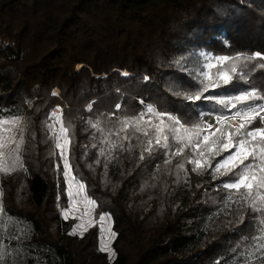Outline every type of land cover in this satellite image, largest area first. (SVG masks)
<instances>
[{
	"label": "trees",
	"instance_id": "trees-1",
	"mask_svg": "<svg viewBox=\"0 0 264 264\" xmlns=\"http://www.w3.org/2000/svg\"><path fill=\"white\" fill-rule=\"evenodd\" d=\"M257 51L264 53V0H0V74L8 77L0 106L22 109L28 125L26 171L0 175L10 218L0 264H231L258 215L245 207L241 220L235 204L224 207L228 190L219 185L231 175L213 180L211 169L197 174L191 164L178 172L182 157L166 164L163 150L140 160L139 149L119 148L105 173L100 145L91 147L99 133L87 121L110 117L117 104V116L135 115L141 100L196 120L200 106L173 92L198 86L193 73L205 57ZM260 63H249L247 83L234 80L229 89L264 90ZM58 104L74 132L71 171L96 206V222L81 235L71 234L77 220L62 216L68 182L45 127ZM36 177L44 184L40 203L29 181ZM105 214L114 258L100 245Z\"/></svg>",
	"mask_w": 264,
	"mask_h": 264
},
{
	"label": "snow or ice",
	"instance_id": "snow-or-ice-1",
	"mask_svg": "<svg viewBox=\"0 0 264 264\" xmlns=\"http://www.w3.org/2000/svg\"><path fill=\"white\" fill-rule=\"evenodd\" d=\"M205 61L201 70L193 73L197 87L173 92L189 104L200 106L196 120H184L167 109L145 104L143 100L139 101L144 105L139 113L117 116L121 110V105L117 104L110 117L87 121L88 126L99 133V136L93 135L91 147L96 148L97 143L100 145L98 155L105 158V173L107 162L115 158L114 151L119 148L129 152L139 149L140 160H144L145 154L151 156L154 152L163 150L166 164H171L174 157H182L176 165L178 172L186 173L185 164H191V171L197 174L211 169L213 180L231 175L230 180L219 185V188L228 190L224 207L235 204V211L240 213L241 220L245 207H250L258 214L253 216L250 224L253 234L241 237L243 246L237 245L239 252L233 249L236 256L231 264H264V90L254 86L229 89L234 80L247 83L250 73L246 70L249 63L264 61V53L257 51L234 56L205 57ZM256 67L264 69V63ZM144 79L147 80L148 77ZM52 95L57 93L53 92ZM203 105L208 107L205 109ZM92 107L89 104L88 111H92ZM257 118L259 126L251 128L250 125ZM27 127V122L20 116L0 119V173L8 175L17 169L26 171L21 153L26 143ZM45 127L63 164V175L68 181L67 195L75 203L76 198L83 193L87 203L95 205V201L85 193V184L71 174L69 153L74 138L71 123L66 125L62 114L53 110L49 113ZM221 156L223 159H216ZM96 163L99 164L100 160L97 159ZM56 167L59 170L60 164ZM73 185L76 186V191L72 190ZM68 215L67 211L62 213L65 219ZM109 218L101 216L100 219L103 222ZM8 219L10 218L0 202V238ZM83 228L85 225L81 222L71 234L76 235ZM105 231L109 238L114 235L107 229ZM103 250H108L107 245ZM5 252L0 239V260Z\"/></svg>",
	"mask_w": 264,
	"mask_h": 264
},
{
	"label": "rangeland",
	"instance_id": "rangeland-1",
	"mask_svg": "<svg viewBox=\"0 0 264 264\" xmlns=\"http://www.w3.org/2000/svg\"><path fill=\"white\" fill-rule=\"evenodd\" d=\"M5 78L8 79V77L2 76L0 74V91L2 89H4V87H5V81H4ZM56 91H59V90L57 89ZM31 106H32V103H29V107H31ZM13 116H20L24 119V112L22 109H17L15 106H11L10 108H3L2 106H0V119L9 118V117H13ZM21 156H22V153H21ZM1 174L2 173H0V175ZM71 174L73 175L72 171H71ZM29 181H30L31 189H32L33 194H34V198L37 201V203H40L41 198H42L41 194H43V193H42V191H39V189L36 187V182L37 181L40 182L41 180L38 177H36V178H30ZM0 190H2V196H0V202H2V204H3V189H2L1 184H0ZM72 190L76 191L75 185H73ZM43 192H44V190H43ZM85 193H86V191H85ZM86 195H87V193H86ZM83 196H84V194L82 193L80 197H77L75 200V203L73 202L72 199H70L69 207L65 210L69 213V215L66 219L75 218L77 220L76 225L80 224L81 222L84 223L85 228L77 231V234H79V235L83 234L90 226H92L96 222V220H95V208H96V206L87 203V201L83 198ZM87 197H88V195H87ZM3 208H4V204H3ZM103 216L110 217V218L106 219L103 222L101 221V219L99 220V222L102 225V238H101L100 245H101L102 250L105 249V245H107L108 250H104V251H106L111 258H114L115 252H114V248H113V241H114L116 234L113 230L112 217L109 214H105ZM106 229L108 231H110L111 233H113L114 235H112L109 238L106 231H105Z\"/></svg>",
	"mask_w": 264,
	"mask_h": 264
},
{
	"label": "built area",
	"instance_id": "built-area-1",
	"mask_svg": "<svg viewBox=\"0 0 264 264\" xmlns=\"http://www.w3.org/2000/svg\"><path fill=\"white\" fill-rule=\"evenodd\" d=\"M56 92H57V95L59 96V91H56ZM63 109H64V106L62 104H58L53 110H57L58 111V114H61V112L63 111Z\"/></svg>",
	"mask_w": 264,
	"mask_h": 264
},
{
	"label": "crops",
	"instance_id": "crops-1",
	"mask_svg": "<svg viewBox=\"0 0 264 264\" xmlns=\"http://www.w3.org/2000/svg\"><path fill=\"white\" fill-rule=\"evenodd\" d=\"M7 79L5 78L4 81H6ZM36 187L39 189V191H42V185L40 182H36Z\"/></svg>",
	"mask_w": 264,
	"mask_h": 264
},
{
	"label": "bare ground",
	"instance_id": "bare-ground-1",
	"mask_svg": "<svg viewBox=\"0 0 264 264\" xmlns=\"http://www.w3.org/2000/svg\"><path fill=\"white\" fill-rule=\"evenodd\" d=\"M81 65H77V67L79 68ZM124 73H127V71H125L124 70ZM235 123H238V121L237 122H235ZM40 183H41V185H42V193H43V190H44V184L40 181ZM42 195V194H41Z\"/></svg>",
	"mask_w": 264,
	"mask_h": 264
},
{
	"label": "water",
	"instance_id": "water-1",
	"mask_svg": "<svg viewBox=\"0 0 264 264\" xmlns=\"http://www.w3.org/2000/svg\"><path fill=\"white\" fill-rule=\"evenodd\" d=\"M82 67V65L78 68V70ZM208 119V118H207Z\"/></svg>",
	"mask_w": 264,
	"mask_h": 264
}]
</instances>
